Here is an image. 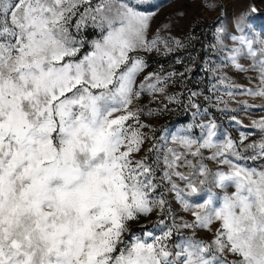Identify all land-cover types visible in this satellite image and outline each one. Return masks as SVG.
<instances>
[{"label": "snow or ice", "instance_id": "snow-or-ice-1", "mask_svg": "<svg viewBox=\"0 0 264 264\" xmlns=\"http://www.w3.org/2000/svg\"><path fill=\"white\" fill-rule=\"evenodd\" d=\"M197 2L224 9L169 0ZM162 7L0 0V264H264L257 9L213 21V39L200 45L205 95L185 83L197 57H176L183 71H148V56L200 39L191 28L172 34L182 7L157 23ZM178 82L187 92L169 93ZM172 105L190 122L171 131L146 119ZM240 112L259 118L246 125Z\"/></svg>", "mask_w": 264, "mask_h": 264}, {"label": "rangeland", "instance_id": "rangeland-1", "mask_svg": "<svg viewBox=\"0 0 264 264\" xmlns=\"http://www.w3.org/2000/svg\"><path fill=\"white\" fill-rule=\"evenodd\" d=\"M213 2H220V0H213ZM224 3V9L216 8L212 11L206 7H202L199 2L195 4L188 3H169V0H153V3L162 4L163 7L160 10L157 23L160 20H163L165 16L169 13L175 12L177 8H184L187 12V17L179 21L172 30V34L180 37L185 33L189 32L190 28L194 31L195 35L200 39L195 42L194 47H190L186 50L174 52L169 54L167 57L160 56L155 53L148 56L150 62V68L148 71L156 69L159 65H163L166 70H172L173 67L177 71H183V66L175 64L176 57H183L184 63L188 64L189 56L197 57V70L194 71L191 75V79L185 81L187 84V89L192 90H203L205 95L208 94L209 80L210 77L206 76L203 69L199 64V58L203 56V50L201 49V43H207L212 40V23L218 15H221L222 12H226L227 19L231 20L234 16H238L242 11L249 9L250 6L255 5L257 11L249 15V21L254 26L257 32L264 31V0H222ZM195 21V23H193ZM215 59V57H213ZM230 75L233 76L239 83H246L242 74H237L235 72H230ZM187 89L182 88L179 84L169 85L168 92L175 93L179 91L187 92ZM163 100V97H160ZM202 101V97L199 98ZM240 99H246L245 97H240ZM148 100L145 98L144 103L147 104ZM251 102V101H250ZM256 103H261L257 100ZM156 105H154L155 107ZM232 107H237L238 105L232 104ZM172 111L159 115L157 117H147L149 123L156 124L159 126H166L169 130L174 131L176 128L183 126L184 124L190 122V116L185 114L182 108H179L176 105H172ZM213 115L216 116L218 123H221L223 126L228 127V120L226 117L220 115L215 109H210ZM239 118L243 120L244 124H250L252 119H258L256 114H245L244 112L239 113ZM234 136L238 135L237 129L235 126L228 127ZM178 207V206H176Z\"/></svg>", "mask_w": 264, "mask_h": 264}]
</instances>
